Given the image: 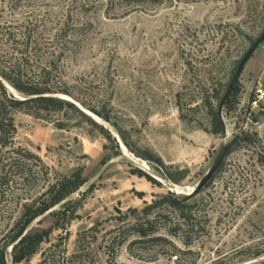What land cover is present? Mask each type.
I'll return each instance as SVG.
<instances>
[{
	"label": "rangeland",
	"instance_id": "rangeland-1",
	"mask_svg": "<svg viewBox=\"0 0 264 264\" xmlns=\"http://www.w3.org/2000/svg\"><path fill=\"white\" fill-rule=\"evenodd\" d=\"M36 18L47 34L57 24L68 29L64 82L102 117L54 116L66 124L61 129L15 113V150L39 159L21 157L12 169L11 186L0 194V239L23 204L52 184L79 169L87 181L31 225V234L49 232L48 241L21 264H40L61 238L72 254L91 228L94 264H264V116H250V102L264 91V43L223 108L222 129L214 123L238 65L264 33V0H0V32L38 30L28 23ZM6 39L0 37V58L9 53ZM226 143L225 158L193 200L203 199L207 231L190 247L174 239L179 260L162 252L165 244L137 245L136 256L126 243L109 254L118 210L142 209L169 193L190 196ZM31 169L24 181L21 173ZM7 260L13 264L11 248Z\"/></svg>",
	"mask_w": 264,
	"mask_h": 264
},
{
	"label": "trees",
	"instance_id": "trees-1",
	"mask_svg": "<svg viewBox=\"0 0 264 264\" xmlns=\"http://www.w3.org/2000/svg\"><path fill=\"white\" fill-rule=\"evenodd\" d=\"M28 23L38 30H28L25 26L22 31L14 28V31H9L8 34L0 32V37L2 39L7 37L9 44V53H6L9 57H1L4 58L3 60L0 58V90L3 92L0 98V146L9 153L8 157L6 155L0 157V194L4 196L6 195L5 188L9 189L12 183L10 177L12 169L20 163L17 160L21 157L27 160L39 159L25 148L15 150L17 135L15 113L24 112L36 119L55 122L59 128L65 129L67 127L65 123L52 120L54 116L60 114L69 116L71 112H77L86 117L80 110L81 108L79 109L74 103L59 96L66 95L81 103L84 109L102 117L100 112L83 100L81 101L64 82L62 58L66 54L64 49L66 44L62 41L65 40L67 43L66 38L69 37L65 25L58 29L59 24H57V31L52 35L46 33L44 20L29 19ZM41 27L42 29L39 30ZM3 81L9 83L19 93L20 98L10 94ZM233 91L231 95L234 94ZM214 123L222 129L223 124L219 117H215ZM249 138V135H245V139ZM10 152L15 153L17 157L11 155ZM32 172V169L27 173L22 172L21 178L24 181L27 180ZM138 175L158 185L155 179L142 171H139ZM86 183L83 171L79 169L52 184L41 196L24 203L16 224L0 239V264H8L9 248H11L13 264H21L38 254L41 245L48 241L49 232L31 234L28 231L31 225ZM200 192L201 190L197 189L193 194L184 198L169 193L167 197L150 204L145 202L142 209L132 208L127 212L118 210L119 216L116 218L118 223L116 231L118 232L106 246L109 254L116 253L118 247L126 243L130 253L136 256L138 254L134 253L133 247L137 245L159 247L165 244L169 247L167 250L162 249V252L179 260L182 250L174 239L190 247L195 239L200 238L207 231L209 217L207 212H204L206 206L203 199L193 201ZM162 227L166 232L165 235L160 234ZM95 230L96 228H91L81 234L75 251L70 255L64 246L65 239L61 238L57 244L42 252L40 264H94L95 252L91 241L94 237L90 239L88 236Z\"/></svg>",
	"mask_w": 264,
	"mask_h": 264
},
{
	"label": "water",
	"instance_id": "water-1",
	"mask_svg": "<svg viewBox=\"0 0 264 264\" xmlns=\"http://www.w3.org/2000/svg\"><path fill=\"white\" fill-rule=\"evenodd\" d=\"M264 43V33L260 36V38L253 44V46L251 47V49L247 52V54L244 56V58L241 60L240 64L238 65L236 72L234 74V77L224 95V97L222 98L220 104H219V111H218V117L219 119L222 121V114H223V108L227 102V100L229 99V97L231 96V93L235 87V85L238 83V81L240 80V77L242 75V72L246 66V64L248 63V61L252 58L253 54L256 52V50ZM5 87L7 89H9V91L16 97V98H20L18 94L15 93V91H13L12 87L5 85ZM69 102L74 103L75 105H77L79 108H81V110L87 114L88 116H90L91 118H93L90 115V111H87L86 109H84L81 105L77 104L73 99L71 98H63ZM24 100V99H23ZM94 119V118H93ZM96 121V120H95ZM97 122V121H96ZM99 123V122H97ZM229 150V144L226 143L224 144V146H222L218 156L216 157L215 163L213 165V167L210 169V171L208 172L207 176L198 184L197 188L194 189L191 194L193 192H195V190L199 189L200 187H202L204 185V183L215 173V171L219 168L220 164L222 163L223 159L226 156L227 151ZM176 189V188H175ZM177 192V190H175Z\"/></svg>",
	"mask_w": 264,
	"mask_h": 264
},
{
	"label": "built area",
	"instance_id": "built-area-1",
	"mask_svg": "<svg viewBox=\"0 0 264 264\" xmlns=\"http://www.w3.org/2000/svg\"><path fill=\"white\" fill-rule=\"evenodd\" d=\"M250 116H253L254 113H257L261 116H264V91L259 90L257 98L250 102ZM252 123L257 124V122L252 121Z\"/></svg>",
	"mask_w": 264,
	"mask_h": 264
},
{
	"label": "bare ground",
	"instance_id": "bare-ground-1",
	"mask_svg": "<svg viewBox=\"0 0 264 264\" xmlns=\"http://www.w3.org/2000/svg\"><path fill=\"white\" fill-rule=\"evenodd\" d=\"M13 90V89H12ZM88 111V110H87ZM89 113H91V112H89ZM95 120V119H94ZM195 189V188H194ZM193 189V190H194ZM180 190V189H179ZM182 190V189H181ZM188 193H190L191 191H192V189H189V190H186ZM178 193V192H177Z\"/></svg>",
	"mask_w": 264,
	"mask_h": 264
}]
</instances>
